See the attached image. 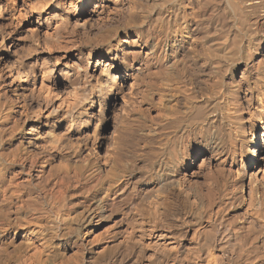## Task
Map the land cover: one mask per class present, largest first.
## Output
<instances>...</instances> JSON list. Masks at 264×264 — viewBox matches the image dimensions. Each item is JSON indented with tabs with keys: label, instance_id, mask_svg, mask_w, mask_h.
Masks as SVG:
<instances>
[{
	"label": "bare ground",
	"instance_id": "1",
	"mask_svg": "<svg viewBox=\"0 0 264 264\" xmlns=\"http://www.w3.org/2000/svg\"><path fill=\"white\" fill-rule=\"evenodd\" d=\"M2 2L0 74L7 75L20 108L0 103V264H264V159L257 158L264 153V66L247 98L251 144L245 146L237 140L236 113L246 99L240 98L238 82L205 93L188 81L187 74H204L210 83V76L224 73L216 54H203L200 69L184 64L192 51H205L199 42L204 34L188 11L206 1L96 0L93 9L79 14L59 0ZM225 3L242 22L239 32L251 50L256 25L264 28V14H258L262 0ZM125 9L129 17L114 21ZM21 23L32 45L15 53L27 38L18 33ZM164 28L172 43L162 45L154 62L149 52L142 58L141 50L153 53L149 42ZM93 30L101 32L92 39L100 51L87 52V58L101 61L91 63L93 74L85 75L91 98L79 87L81 72L59 71L52 85L49 62L30 61L67 34L88 41ZM122 35L133 38L127 52L111 53L120 48ZM62 82L73 90L70 98L61 92ZM85 102L91 103L86 111L95 109L101 118L107 112L111 119L108 127L93 126V143L104 131L102 154L93 159L89 154L84 159L80 144L66 143L56 132L64 125L73 128V114ZM73 130L83 136L80 127Z\"/></svg>",
	"mask_w": 264,
	"mask_h": 264
},
{
	"label": "rangeland",
	"instance_id": "2",
	"mask_svg": "<svg viewBox=\"0 0 264 264\" xmlns=\"http://www.w3.org/2000/svg\"><path fill=\"white\" fill-rule=\"evenodd\" d=\"M2 1H4V0H1L0 1V5L2 6ZM60 1V3H62L61 5L65 8V10H67L68 12H71V13H74V11H75V14H79L80 12H83V11H90L91 9H93L94 8V4L96 3V0H85L86 1V3H81V2H79L80 0H78V1H76V0H59ZM70 1H72L73 3H71V5H69L70 3ZM206 2H205V4L204 3H201V2H197V4H193V5H191L190 7V9H189V11H190V13H189V11H188V15H189V17L191 16V15H193V16H191L190 18L193 20L195 17V19H194V23H195V25L198 27V30H200L199 32H200V35L201 34H204V35H201L202 37H199V42H200V44L202 45V47H203V49L205 50L204 52L201 50L200 51V48L198 49V50H196V51H199L198 53L196 52L195 54H194V52L192 51V53H191V55H189V57H187L184 61H185V63L184 64H188V63H193V64H195L194 66V68H196V66L198 67V68H196V69H200V67L204 64V63H202V62H205L204 61V57H203V54H207L209 57H212L214 54H216V56L218 55V57H220V58H222L223 59V63H221V65L222 66H224L222 69V72L224 71V73H222L221 75H214V76H210L209 78H212L213 80H212V82H210L212 85H209L210 83H207V77L204 75V74H201L200 73V75L199 74H197V75H192V76H189L188 74H187V76L189 77V79H188V81H190V79H191V81L190 82H192V84H193V88H195L196 86H198L200 89H202L205 93L207 92V93H211L217 86L219 87V86H222V88L223 89H225L226 87H227V84L229 83V81H235L238 85H239V87L241 88V92H240V98H241V100H242V102H243V100H244V102H243V105L244 106H242V107H244V108H242L243 110H239V112H242L243 111V113L241 114H239V112H237L236 113V117H237V121H238V118H239V121H238V138H237V140L241 143V144H245V146H250V144H251V140L249 139L250 138V133L251 132H249V131H251L250 130V121H249V118H248V116H247V109L249 108V106H247V102H248V100L249 99H251V88H252V86H253V82L254 81H257V79H258V77L260 78V76H257V75H261V70H260V68H263V66L264 65H262V63L264 64V62H262L261 63V61L263 60L264 61V28H262L259 24L258 25H256V27H255V31H256V33L258 34L257 35V37L252 41V44H253V47L251 48V50H249V51H247V41H245L246 40V37H244L243 35H242V33L241 32H239L240 31V28L242 27V22L238 19V18H234V16L232 15V12H231V10H230V8H229V6L227 5V3H225L226 1L225 0H205ZM65 2V3H64ZM66 2H68V3H66ZM76 2V3H75ZM126 2V1H125ZM218 2V3H217ZM220 2H222V3H220ZM262 2H263V4H264V0H262ZM64 3V4H63ZM198 3L200 4V5H198ZM220 3V4H219ZM224 3V4H223ZM80 4V5H79ZM66 5V6H65ZM74 5V6H73ZM227 5V6H226ZM80 6V7H79ZM83 6V7H82ZM193 6V7H192ZM197 6V7H196ZM220 6H222L221 8H219ZM195 7V8H194ZM75 10H74V9ZM81 8V9H80ZM91 8V9H90ZM198 8V9H197ZM201 10H200V9ZM208 8V9H207ZM69 9V10H68ZM89 9V10H88ZM207 9V10H206ZM222 9H223V12H222ZM226 9V10H225ZM261 10H263V11H261ZM260 10V12H258V14L259 15H263L264 14V8H262ZM193 13H192V12ZM228 11V12H227ZM127 12V13H126ZM220 12V13H219ZM192 13V14H191ZM216 13H218V14H216ZM223 13V14H222ZM128 14L130 15V13H128V9H125V11H123V13L122 14H120V15H118V16H114L113 18L115 19H111V20H114V21H116V19L118 18V20L119 21H122V20H124V19H126V18H128L129 16H128ZM191 14V15H190ZM222 14V15H221ZM225 14H226V16H225ZM231 14V15H230ZM122 15H125L124 17L122 16ZM220 15V16H219ZM121 17V18H120ZM123 17V18H122ZM194 17V18H193ZM201 17V18H200ZM223 17V18H222ZM120 18V19H119ZM209 18V19H208ZM212 18H213V20H212ZM222 18V19H221ZM111 20H110V22H111ZM206 20V21H205ZM222 20V21H221ZM235 20V21H234ZM233 22H235V23H233ZM214 23V24H213ZM229 23V24H228ZM231 23V24H230ZM237 23H239V24H241V25H238ZM23 23H21L20 24V26H19V31H18V33L19 34H21V33H23V34H21V37H27V38H24L25 40H24V43L23 44H21L19 47H21L20 49L17 47V49H15V48H13V49H15L16 50V52L15 53H18L19 51L20 52H22V50L21 49H23V47H31V45H32V43H31V40H30V34H29V32L27 31V27H26V25L25 24H23ZM199 26H198V25ZM211 24V25H210ZM213 25V26H212ZM234 25H236V27L234 26ZM24 26V27H23ZM195 26V27H196ZM202 26V27H201ZM209 26V27H208ZM218 26H221V28L220 27H218ZM238 26V27H237ZM241 26V27H240ZM207 27V28H206ZM229 27V28H228ZM22 28V29H21ZM204 28V29H203ZM224 28H226V29H224ZM207 29V30H206ZM219 29H221V30H219ZM262 29H263V31H262ZM167 30V28H164L163 29V32H164V34H163V32L161 33L162 35H158L157 36V38L159 39V42H158V39L157 38H154V39H151V41L149 42V45H148V48L150 49V50H153V53H151L150 54V51L148 50V49H146V50H144V51H142L141 50V56H142V58H144V57H146L144 54H146V53H148L149 54V56H147V59L148 60H150L151 59V62H154V59H156L157 58V53H158V51H160V49L163 47V46H166V45H169V43L171 42L172 43V38H171V34L168 32V31H166ZM203 30V31H202ZM216 30V31H215ZM24 31V32H23ZM27 31V32H26ZM166 31V32H165ZM173 32H174V30H172ZM219 31V32H218ZM227 31V32H226ZM99 32L100 31H98L97 32V34L95 33V30H93V31H90V33L89 34H87V37L89 36V38L90 39H88V41H86L87 39H85L84 37H82V35H80V34H78L79 33V31L77 32V36H76V34H74V36L73 35H65V37L63 38V40L65 39V41H63V43H57V44H54L55 46H53V47H55V48H52V50L51 51H45V53L44 54H40V53H38L37 55H35L30 61H36V60H39V58L38 57H40V59L41 60H43V59H45L47 62L46 63H48V73H49V76H48V78H49V81L51 82V84L52 85H54L55 83V76H62L61 75V73L60 72H65L66 74H68V75H71V74H74V72L75 71H79V73L81 74V78H80V82H79V87H81V88H84V90H86L87 88H88V86H85L86 84L88 85V78L85 76L86 74L89 76H91L92 74H93V70L92 71H90V69H88V66H90V64L91 63H96V62H100L101 61V59L99 58V57H96L95 59H88L87 58V56H88V53L87 52H99L100 51V49L99 48H97V43H95V41H93V40H95L96 38H98L99 36H98V34H99ZM213 32V33H212ZM217 32V33H216ZM236 32V33H235ZM92 33V34H91ZM101 33V32H100ZM168 33V34H167ZM221 33V34H220ZM259 33H261V34H259ZM263 33V34H262ZM25 34H26V36H25ZM27 34H28V36H27ZM241 34V35H240ZM165 35H167L166 37H165ZM199 35V36H200ZM261 35V36H260ZM263 35V36H262ZM68 36H70V37H68ZM79 36H81L82 37V39L79 37ZM93 36V37H92ZM67 37V38H66ZM75 37V39H72V38H74ZM79 38H80V40H79ZM160 38H161V40H160ZM166 38V39H165ZM240 38V39H239ZM245 38V39H244ZM27 39V40H26ZM70 39V41H72V42H70V41H68ZM84 39V40H83ZM93 39V40H92ZM122 39V40H121ZM129 39H130V41H129ZM155 39H157L156 41H154ZM220 39V40H219ZM242 39V40H241ZM66 40L68 41L67 42V46H66ZM91 40V41H90ZM119 42H120V48H117L116 50H111V53H118V51H120L121 52V50H124V51H126L127 52V50H128V47H129V45H130V43L131 42H133V38H129L127 35H122L121 37H119ZM233 40V41H232ZM259 40V41H258ZM79 43L77 46H76V43L77 42ZM82 42V43H80V42ZM87 43L86 45H85V43ZM126 41H128V42H126ZM205 41V42H204ZM206 41H207V43H206ZM258 41V42H257ZM29 42V43H28ZM73 42H76V43H74V45L72 44ZM117 42V41H116ZM114 43V44H117V43ZM125 42V43H124ZM156 42V43H155ZM161 42V43H160ZM163 42V43H162ZM165 42V43H164ZM203 42H204V45H203ZM241 42H242V44H241ZM84 43V44H83ZM91 43V44H90ZM168 43V44H167ZM170 43V44H171ZM245 43V44H244ZM29 46H28V45ZM63 44H65V46L63 45ZM71 46H70V45ZM129 44V45H128ZM158 46H157V45ZM228 44V45H227ZM241 45V51L239 52L238 51V46H240ZM23 45V46H22ZM26 45V46H25ZM57 45V46H56ZM93 47H91V46ZM126 45V46H125ZM163 45V46H162ZM212 45H213V47H212ZM9 46V45H8ZM59 46V47H58ZM61 46V47H60ZM63 46V47H62ZM151 46V47H150ZM206 46V47H205ZM211 46V47H210ZM244 46H245V48H244ZM257 46H259V47H257ZM77 47V48H76ZM92 49H91V48ZM228 47V48H227ZM64 48V49H63ZM78 48H79V50H78ZM154 48V49H153ZM211 48V49H210ZM223 48V49H222ZM11 47H10V49H9V54H10V56H13V53H12V50H13ZM118 49H120V50H118ZM156 49V50H155ZM215 49V50H214ZM86 50V51H85ZM214 50V51H213ZM253 50V51H252ZM82 51V52H81ZM218 53H220V54H218ZM222 51V52H221ZM244 51H246V52H244ZM19 52V53H20ZM156 52V53H155ZM203 52V53H202ZM213 52H215V53H213ZM237 52H239V54H237ZM249 54H248V53ZM49 53V54H48ZM199 53H201V54H199ZM210 53V54H209ZM254 53H256V55L254 54ZM156 54V55H155ZM193 54H194V56H193ZM227 54V55H226ZM247 54H248V57H246L247 56ZM151 55V56H150ZM198 55H199V57H198ZM201 55V56H200ZM191 56V57H190ZM196 56V57H195ZM245 56V57H244ZM1 57V56H0ZM42 57V58H41ZM6 58H8V57H6ZM197 58V59H196ZM238 58H239V61H238ZM244 58V59H243ZM56 59H57V62H58V65L57 66H55L54 64H56L57 62H56ZM242 59V60H241ZM44 60V61H45ZM95 60V61H94ZM187 60V61H186ZM245 60V62H243V63H239L240 61H244ZM249 60V61H248ZM190 61V62H189ZM196 61V62H195ZM234 61V62H233ZM235 61H238V62H235ZM246 61H248V62H246ZM188 62V63H187ZM229 62V63H228ZM258 62V63H257ZM202 63V64H201ZM232 63H233V65H232ZM235 63V64H234ZM239 63V64H238ZM76 65L75 67H73V65ZM183 64V65H184ZM225 64V65H224ZM231 64V65H230ZM238 64V65H237ZM230 65V66H229ZM253 65V67H251ZM258 67H257V66ZM0 66L2 67V63H1V61H0ZM59 66V67H58ZM78 66V67H77ZM203 66H205V65H203ZM202 66V67H203ZM256 66V67H255ZM67 67V68H66ZM77 67V68H76ZM81 68V69H78V68ZM229 69H228V68ZM249 67V68H248ZM254 67L256 68L255 70H254ZM243 68H245V69H243ZM250 68H252V71L250 72L249 70H251ZM76 69V70H75ZM88 70V71H87ZM246 70V71H245ZM248 70V71H247ZM260 70V71H259ZM60 71V72H59ZM183 72H184V70H182ZM240 71V72H239ZM258 71V72H257ZM71 72V73H70ZM73 72V73H72ZM89 72V73H88ZM236 72H237V74H236ZM242 72V73H241ZM245 72V73H244ZM247 72V73H246ZM76 73V72H75ZM231 73V74H230ZM241 74V75H239V74ZM4 74V75H3ZM55 74V75H54ZM58 74V75H57ZM226 74V75H225ZM257 74V75H256ZM0 76H2L1 77V81H2V85L0 86V88H3V89H0V103H4V105H6V106H8V105H13V107H15V109H17V111L19 110V108L20 107H18V104H17V102H15V99H14V97L11 95V93H9V92H11L10 91V88H11V86H9L10 84H9V81L7 80V75L5 74V72H3V73H1L0 74ZM218 76V77H217ZM223 76V77H222ZM245 76V77H244ZM5 77V78H4ZM191 77V78H190ZM199 77V78H198ZM240 77V78H239ZM231 78V79H230ZM240 80H239V79ZM248 80H247V79ZM252 78H254V79H252ZM83 79V80H82ZM199 79H201V80H199ZM204 79V81H202ZM220 81H219V80ZM223 79V80H222ZM229 79V80H228ZM194 80V81H193ZM197 80V81H196ZM254 80V81H253ZM61 81H62V79H61ZM85 81H86V84H85ZM199 81L201 82V83H199ZM222 81H225V82H222ZM228 83H227V82ZM240 81H242L241 82V84H240ZM195 82V83H194ZM207 84H206V83ZM8 85H7V84ZM222 83H223V85H222ZM215 85V86H214ZM247 85H249V86H247ZM65 87V88H64ZM206 87V88H205ZM6 90H5V89ZM8 88V89H7ZM65 89V91H64V89ZM212 88V89H211ZM67 89L68 90H71V91H67ZM89 89V88H88ZM243 90V91H242ZM250 90V91H249ZM2 91H5V92H2ZM67 91V92H66ZM87 91V94H86V96L88 97V98H91L90 97V95H91V92H90V90H86ZM88 91L90 92V93H88ZM61 92L63 93V95H65L67 98H70V96H71V94L73 95V90L72 89H70V88H67L66 86H64V82H62L61 83ZM69 92V93H68ZM126 92V91H125ZM245 92V93H244ZM2 93V94H1ZM247 93V94H246ZM90 94V95H89ZM2 95V96H1ZM89 95V96H88ZM250 95V96H249ZM92 96V95H91ZM248 96V97H247ZM247 98H249V99H247ZM91 100V99H90ZM246 101V102H245ZM13 102V103H12ZM90 102V101H89ZM89 102H85V103H81V105H80V109L78 108V111H77V113L75 112V114H73V118H72V124H73V128L71 129V130H67L66 129V127H65V125L63 126V128L61 127V128H59V129H57L56 130V132L57 133H59V132H61V133H59V135L60 134H62V135H60V136H65V137H62V138H64L63 140H65L64 142H68L69 140V142L68 143H70V142H72V143H77V144H80V146H81V148H82V153L84 154V156L86 155V154H89L90 155V159H93L92 157H94L95 156V154L97 153H101L102 154V151H99L98 150V144H99V140L101 139V135H102V133L104 132L103 130L102 131H99V134H100V136H99V138H98V141L97 142H95V143H93L94 142V135H93V131H95L94 129H96V128H94L93 129V126H95V127H97V129L98 130H100V126L101 125H106L107 124V127L110 125V122H111V119H110V117H109V115L107 114V112L102 116V118L101 117H99V115L97 114V112H96V110L95 109H93V110H88V111H86L87 110V108L88 107H90L91 106V103H89ZM50 104L52 105L53 104V102L52 101H50ZM49 103H47V105L49 106L50 105ZM246 104V105H245ZM17 105V106H16ZM33 105V106H32ZM37 104H30V106H32V107H34V106H36ZM50 105V106H51ZM81 106H82V108H84V109H82L81 108ZM245 106H247V107H245ZM246 108V109H245ZM84 110V111H83ZM95 110V111H94ZM17 111H16V113H17ZM87 112V114L88 115H86V116H84V115H79L78 113L80 112V113H84V112ZM97 114V115H96ZM79 115V116H78ZM94 115H95V117L97 118H95L94 117ZM238 115V116H237ZM241 116V118H240V116ZM78 117V118H77ZM88 117V118H87ZM90 117V118H89ZM98 117H99V119H98ZM76 118V119H75ZM243 118H244V120H243ZM247 118V119H246ZM85 120V121H84ZM86 120H88V121H86ZM95 120H96V123H95ZM83 121V122H82ZM98 121V122H97ZM102 121V122H101ZM241 121V122H240ZM80 122V123H79ZM12 123V124H11ZM10 123V126H12L13 125V122H11ZM86 123V124H85ZM95 123V124H94ZM105 123V124H104ZM245 123V124H244ZM77 124V125H76ZM79 124V125H78ZM82 126H81V125ZM85 124V125H84ZM240 124V125H239ZM243 124V125H242ZM74 125L75 126H78V127H80L81 129H82V132L80 133L81 135L83 134V136L80 138L78 135V133L76 134V131L75 130H73L74 129ZM99 125V126H98ZM244 128H243V127ZM84 128V129H83ZM91 128V129H90ZM246 130V131H245ZM248 130V131H247ZM62 131H64V132H62ZM68 131V133H65V132H67ZM70 131V132H69ZM87 131H88V133H87ZM108 131V130H107ZM107 131H106V133H107ZM8 133L10 132L9 131V129H8V131H7ZM44 132V131H43ZM84 132V133H83ZM239 132H241V133H239ZM244 135H243V134ZM245 133H246V135H245ZM9 134H15V133H9ZM76 134V135H75ZM18 135V134H17ZM15 136V137H18V136ZM67 135V136H66ZM86 135V136H85ZM91 135H92V137H91ZM78 136V137H77ZM69 137H71L70 139H69ZM83 137L85 138L86 137V140L85 139H83ZM242 137V138H241ZM247 137V138H246ZM91 138H92V140H91ZM78 141H77V140ZM72 140V141H71ZM74 140V141H73ZM76 140V141H75ZM246 140V141H245ZM79 141H81L80 143H79ZM84 141H86V142H84ZM89 141V142H88ZM84 144H83V143ZM90 142H92V143H90ZM247 142V143H246ZM259 143H261V147H262V140L259 142ZM87 146H86V145ZM91 144H93L92 146L94 147V146H96V147H94V149H93V147L91 146ZM83 145L85 146V147H83ZM88 147H90V149L88 148ZM95 148H96V151H94L95 150ZM85 149H87V150H85ZM88 150H89V152H88ZM93 150V151H92ZM90 151H92V153L90 152ZM87 152V153H86ZM91 153V154H90ZM83 156V157H84ZM260 156V157H259ZM262 157V158H261ZM264 157V153L263 154H261L260 152H258V154H257V158H259V159H264L263 158ZM85 158H87L86 156L84 157V159ZM75 159V158H74ZM79 160L80 161H82V159L81 158H79ZM77 161H78V159H77ZM55 163V162H54ZM56 164V163H55ZM7 237V236H6ZM8 237H16V236H14L12 233H10L9 235H8ZM19 237H22V234L21 235H19Z\"/></svg>",
	"mask_w": 264,
	"mask_h": 264
}]
</instances>
